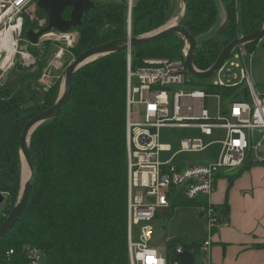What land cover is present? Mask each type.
Listing matches in <instances>:
<instances>
[{
	"label": "trees",
	"instance_id": "1",
	"mask_svg": "<svg viewBox=\"0 0 264 264\" xmlns=\"http://www.w3.org/2000/svg\"><path fill=\"white\" fill-rule=\"evenodd\" d=\"M173 0H136L132 11L131 37L162 28L170 19ZM180 25L199 44L193 63L200 70L212 68L234 40L264 26V0H184ZM85 15L72 57L93 47L129 37L128 10L124 2L107 0ZM225 20H219L222 10ZM73 8L63 17L69 19ZM37 21L26 18L23 38L31 30L48 25L47 14L37 7ZM258 42L247 45L252 53ZM184 39L179 34L152 45L111 53L85 65L74 74L72 94L62 112L39 126L31 137L30 152L36 179L29 203L16 226L0 242V264L9 249L25 245L40 248L48 264H130L128 246V158L126 149L127 65L133 69L148 58L182 57ZM35 57L27 68L19 60L0 84V193L5 202L0 228L16 207L22 182L20 138L26 124L56 104L61 83L40 84L47 67L50 46H28ZM69 65V64H67ZM229 93H227L228 95ZM255 165L224 174L232 185ZM179 207H208V198L188 199L174 195L170 213ZM216 208L215 206H213ZM226 214L229 205L223 206ZM158 218V215H157ZM201 255L203 241L167 244L168 264L177 261L175 250Z\"/></svg>",
	"mask_w": 264,
	"mask_h": 264
},
{
	"label": "built area",
	"instance_id": "2",
	"mask_svg": "<svg viewBox=\"0 0 264 264\" xmlns=\"http://www.w3.org/2000/svg\"><path fill=\"white\" fill-rule=\"evenodd\" d=\"M116 1L127 5L129 38H132L129 20L136 0ZM37 2L0 0V84L15 67L18 56L26 67L36 63L26 49L31 44L22 34L25 19H36L34 4ZM56 34L58 41L63 39L72 46L75 34L58 31ZM183 39L185 45L179 58H148L142 67L133 69L129 56L126 149L130 264H168L166 256L152 243L158 211L171 207L172 196L209 200L221 173L236 170L253 158L264 161L258 156V152L264 150V95L251 81V60L248 59L252 53L247 44L232 51L212 75L216 76L213 83L199 85L189 79L192 75L187 58L191 45ZM62 53L63 50L56 59H60ZM53 66L56 67V63L44 70L40 84ZM193 69L197 73L211 70H200L194 63ZM206 99L217 100L213 111L205 107ZM215 145L220 146V151L214 161L185 164L177 160L181 155L205 153ZM175 146L177 151L174 152ZM200 215L207 220L203 245L210 247L215 232L223 224L218 210L209 201L208 207L200 208ZM184 250L178 246L176 258ZM3 264L48 263L40 248L28 244L20 252L9 249ZM173 264H180L179 259Z\"/></svg>",
	"mask_w": 264,
	"mask_h": 264
},
{
	"label": "water",
	"instance_id": "3",
	"mask_svg": "<svg viewBox=\"0 0 264 264\" xmlns=\"http://www.w3.org/2000/svg\"><path fill=\"white\" fill-rule=\"evenodd\" d=\"M37 7L43 10L48 16V25L38 31L31 30L27 34L28 41L31 45L36 46L39 44V40L47 33L53 30L68 33L72 29L81 26L85 15L89 14L91 10L98 9L97 4L92 0H38ZM73 8L70 18L65 19L63 17L67 8ZM132 19L129 20V29L131 30ZM174 34H179L183 38L187 39L191 45L189 56L187 58V67L189 74L199 79H207L211 77L218 69H220L225 61L231 56L232 51L244 44H250L253 42H259L264 38V26L261 30L238 38L232 41L222 52L221 56L215 63V65L206 73H197L193 69V59L196 50L198 49L197 40L188 32L186 28L181 25L173 26L169 29L160 28L150 34L142 35L137 38H126L122 41L109 42L102 44L91 49L86 50L76 57L67 67L66 70V82L63 88H61L60 96L53 108L46 110L38 116L32 118L24 127L20 138V151L22 157V165H26L29 170L30 177L28 181L23 184V168H22V182L21 192L18 203L11 214L7 217L5 223L0 228V242L6 237V235L16 226L29 203V199L33 190V186L36 179V169L33 158L30 152L31 137L35 130L46 121L58 116L67 103L70 100L73 88L74 74L82 67L89 63L87 62L92 57L98 58L107 56L111 53L128 50L131 52L132 48L145 47L152 45L162 39L170 37ZM28 46H26V49ZM97 58V59H98ZM96 59V60H97ZM95 61V60H94ZM93 62V61H92ZM91 63V62H90ZM5 196L0 193V206L4 204ZM180 264H196V255L189 251L184 250L181 254L177 255Z\"/></svg>",
	"mask_w": 264,
	"mask_h": 264
},
{
	"label": "crops",
	"instance_id": "4",
	"mask_svg": "<svg viewBox=\"0 0 264 264\" xmlns=\"http://www.w3.org/2000/svg\"><path fill=\"white\" fill-rule=\"evenodd\" d=\"M222 17L225 20L224 9ZM211 161L209 159L207 162ZM250 161L256 162L253 159ZM229 172L218 176L216 190L208 200L218 210L223 225L215 232L212 245L202 246L201 255L196 256V262L205 250L206 264H264V165L253 166L235 178L232 185L224 175ZM226 203L229 211L225 214L223 206ZM200 208L179 207L172 214L169 211V226L163 227L164 231H169L170 228L172 231L167 236V244L172 239L182 240L181 236L185 237L186 244L205 239L207 220L200 215ZM159 219L160 213L156 224ZM174 224L181 225L184 229L173 231ZM158 250L165 255L167 249Z\"/></svg>",
	"mask_w": 264,
	"mask_h": 264
},
{
	"label": "rangeland",
	"instance_id": "5",
	"mask_svg": "<svg viewBox=\"0 0 264 264\" xmlns=\"http://www.w3.org/2000/svg\"><path fill=\"white\" fill-rule=\"evenodd\" d=\"M92 1L95 4H101L105 0H92ZM183 2H184V0H173L172 8H171L170 13H169L170 19L163 27L167 26V24L174 18L177 19L174 26L180 25V20L185 15V5ZM34 7H37V3L34 4ZM222 19H223V17L220 13L219 20H222ZM35 21L36 22L38 21L40 23L41 27L44 26V22L39 21L37 11H36ZM52 33L54 35H47V34H52ZM68 33L75 34V40H74L72 46H69L67 44V41H65L63 39L58 41L57 39L59 38V35L56 34L55 30H53L50 33L45 34L46 35V36L44 35L45 37H42L43 39L40 42L41 45L34 46L35 48H38L41 50H43L47 45L50 46L51 55H50V57H48L47 67H48V65H50L53 62L56 63V67L53 66V67H51L50 71H48L47 77L42 82L43 85L52 84L53 82H56V81L61 83L60 88H63L65 85L66 70L68 67L67 64H70L75 59V57H72L69 54L68 49L72 48L75 45L76 40H77V33L76 32L70 31ZM197 39L198 38H196V40ZM23 45L26 46V43L24 42ZM61 50H63L61 58L56 59L57 55L61 52ZM19 60L22 62V59L20 56H18V58L16 59V64ZM249 60H251V63L249 65V74H250L251 81L255 85L258 92L264 95V38L257 43L256 47L254 48V50L252 52L251 59L249 58L248 61ZM34 65H32V66H34ZM27 68H30V67H27ZM215 77L216 76H211L207 79H199V78H196L195 76H190L189 79H191V81H193V83H195V84L209 85V84L213 83V81L215 80ZM5 79H6V77H5ZM60 93H61V89H60ZM59 96H60V94H59ZM204 105L207 109L213 111L214 108H216V106H217V100L216 99H206L204 102ZM134 110L137 111L138 107H134ZM175 151H177L176 147L174 148V152ZM219 151H220V146L215 145V146H212L205 153H202V154H185V155L179 156L177 160H179L185 164H191V163L198 164L200 162L209 161V159H210V161L214 160L216 158L217 154L219 153ZM258 156L261 158H264V150L259 151ZM253 159H255V158H253ZM256 161H259V160L256 159ZM22 168H23V165H22ZM3 205L4 204H2L0 206V212L3 208ZM169 211H170L169 209H160L158 211V214L160 213V219L158 220V222L156 224V233H155V237H154V241H153L152 245L155 246L157 249H160V250L167 249V236L172 232L171 228L169 231L168 230L164 231V229H163V227L169 226L168 225V222L170 220ZM177 226H178V228H176ZM172 229H173V231L174 230L181 231L184 228L181 225L174 224ZM136 233H137V228H135V235H136ZM181 237H183V238H181L182 240H180V239H176V240H180L183 243H187V242H184L185 237L184 236H181ZM171 238L172 237H170V239ZM177 245H180V244H177ZM205 254H206V251L204 250L203 255L201 257H198L196 264H206L207 263Z\"/></svg>",
	"mask_w": 264,
	"mask_h": 264
},
{
	"label": "bare ground",
	"instance_id": "6",
	"mask_svg": "<svg viewBox=\"0 0 264 264\" xmlns=\"http://www.w3.org/2000/svg\"><path fill=\"white\" fill-rule=\"evenodd\" d=\"M182 12H183V11H182ZM176 20H177L176 18L172 19V20L167 24V26L164 27V29H169V28L173 27L174 24H175V22H176ZM97 58H98L97 56L92 57L91 59H89V60H88L87 62H85V63H90V62L96 60ZM29 177H30L29 170L27 169L26 165H24V168H23V184H25V183L28 181Z\"/></svg>",
	"mask_w": 264,
	"mask_h": 264
}]
</instances>
